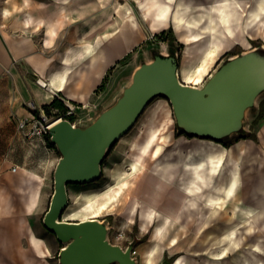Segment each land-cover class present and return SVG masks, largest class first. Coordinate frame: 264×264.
<instances>
[{
    "label": "rangeland",
    "instance_id": "374dc122",
    "mask_svg": "<svg viewBox=\"0 0 264 264\" xmlns=\"http://www.w3.org/2000/svg\"><path fill=\"white\" fill-rule=\"evenodd\" d=\"M121 1V0H116ZM200 5L209 6L208 0H198ZM253 0H249L250 5ZM146 28V21L139 19ZM264 27V26H263ZM259 23H254L248 32L239 34L238 39L232 41L213 64L203 81L196 84L202 87L209 77L229 58L249 52L264 53V32ZM196 43H186L183 38L176 35L172 27L158 31L155 36L131 51L124 59L110 69L106 80L100 86L107 102L101 107L107 108L121 95L123 88L132 80L134 70L142 62L150 61L155 54H174L178 60V72L191 54L185 53L187 48L193 49ZM183 81L181 74H178ZM187 84V82H184ZM166 101L165 107L173 118L170 128L172 141L166 149H171L176 142L182 141V149L192 146L193 155L203 154L202 151H215L223 147L231 151V161H226L221 174L213 177L212 186H202L193 194L183 190L184 184L191 178L189 170L183 166L178 168L171 182L164 181L154 175L149 169L152 160L145 161L143 169L136 171L128 177V186L124 188L116 200L99 216L94 218L103 222L107 227V239L122 247L131 245L136 249L137 264H147L146 258L154 247L152 264H213V256L224 246L229 252L219 261L223 264H243L245 255L250 259L255 257L246 249L251 239L255 238L247 232L249 225L245 223L247 214L245 208H255L264 202V140L257 139V129L260 120L264 119V90L255 97L254 104L248 107L242 119V127L221 140L193 135L182 131L176 124L172 106L164 95L155 96L145 108L134 126L126 133L123 139L107 152L101 163L100 176L91 182L70 184L67 186L68 203L62 214V219L79 221L94 215L87 203L100 200L106 193L108 186L115 187L111 172L116 167L122 171H129L130 155L134 151L131 143L140 138L148 122L152 107L157 99ZM65 104V103H64ZM66 106V105H65ZM71 119L77 125L89 124L99 114L100 109L88 110L75 107ZM63 111L51 109L49 117H60ZM26 115L27 111H26ZM14 121L11 118L4 125L3 142V218L13 217L19 220L20 238L17 243L15 257H5L3 264H60L59 250L64 243L57 240L54 233L49 231L43 217L49 207L54 190V169L60 152L50 140L49 135L44 136V142L33 141L29 143L19 135H14ZM186 139V142H183ZM241 139L242 147H235L236 140ZM238 141V140H237ZM199 149V152L196 150ZM195 150V151H194ZM18 165L16 172L11 168ZM10 170V171H9ZM232 172L237 175L238 181L235 194L225 199L218 208L209 207L207 201L212 196L221 195L218 185H225ZM32 177V178H31ZM39 187V188H38ZM39 189L37 204L32 210L27 209V196L34 189ZM92 195L88 198L87 195ZM172 196L174 204L167 199ZM16 202L17 209H6L8 202ZM91 199V200H90ZM77 211L78 214L73 215ZM151 213L150 216H147ZM170 214L162 231L157 232L156 227L162 221V215ZM264 218L261 217L260 220ZM256 229L260 234L261 244L264 247V228L256 222ZM22 224L30 227L35 234L44 241V248L48 250L47 256H39L29 242V238L22 236ZM241 225L237 229L240 247H231L227 240L221 241L228 229ZM245 236L248 239L245 241ZM175 240V244L171 241ZM242 242L243 245H242ZM17 250V252H16ZM5 254V253H4ZM260 256L264 264V253ZM118 264V263H112Z\"/></svg>",
    "mask_w": 264,
    "mask_h": 264
},
{
    "label": "crops",
    "instance_id": "0c3cea01",
    "mask_svg": "<svg viewBox=\"0 0 264 264\" xmlns=\"http://www.w3.org/2000/svg\"><path fill=\"white\" fill-rule=\"evenodd\" d=\"M155 2L167 0H0V264L17 256L20 238L19 220L3 218L4 125L26 115L27 100L105 109L99 88L110 69L158 31L174 29L172 23L153 28ZM256 135L262 143L264 119ZM5 208L18 207L11 199Z\"/></svg>",
    "mask_w": 264,
    "mask_h": 264
},
{
    "label": "water",
    "instance_id": "95a60500",
    "mask_svg": "<svg viewBox=\"0 0 264 264\" xmlns=\"http://www.w3.org/2000/svg\"><path fill=\"white\" fill-rule=\"evenodd\" d=\"M263 90L264 53L249 51L229 58L202 87L180 81L174 54L158 53L134 70L121 95L89 124L73 126L67 118H52L48 135L61 155L43 223L64 243L60 264H137L130 246L107 239V227L100 220L68 221L62 214L68 203L67 186L100 176L107 152L130 131L155 96L169 100L182 131L221 140L242 127L246 109Z\"/></svg>",
    "mask_w": 264,
    "mask_h": 264
},
{
    "label": "bare ground",
    "instance_id": "6f19581e",
    "mask_svg": "<svg viewBox=\"0 0 264 264\" xmlns=\"http://www.w3.org/2000/svg\"><path fill=\"white\" fill-rule=\"evenodd\" d=\"M209 6L200 5L198 0H167V2H158L154 4V19L153 28L172 23L176 35L186 43L193 42L196 46L193 49L187 48L185 53L191 54V59L183 63L180 68V73L183 82L196 86L203 81L204 77L209 73L213 64L221 54L222 50L229 46L232 41L238 39L239 34L248 32V28L259 23V26H264V0H253L250 5H247L249 0H208ZM128 18L131 19V15ZM264 29V27H263ZM264 32V30H263ZM40 83L44 82L40 79ZM164 99H157L151 109L148 122L145 129L142 131L138 140L133 141L131 146L133 152L130 155L129 171H122L121 167H116L111 172L115 187L108 186L104 196L100 200H95L87 203L88 209L94 212V216L101 215L119 196L124 188L128 186V177L136 171L143 169L147 159L152 160V166L149 167L154 175L164 181L171 182L174 179L175 173L183 166L191 173V178L184 184L183 190L193 194L194 191L202 186H214L213 177L221 174L224 163L231 161V151L223 147L215 151H202L203 154L193 155L192 146L182 149L184 146L182 141L176 142L171 149H166L169 142L172 141L170 128L173 123V118L170 112L165 107ZM53 124V123H52ZM126 136V135H124ZM122 136L120 141L123 139ZM186 139H184L183 142ZM242 143H236L235 147H242ZM199 152V149L196 148ZM195 151V150H194ZM32 178V177H31ZM237 175L232 172L229 181L223 185H218V190L221 195L212 196L208 199L209 207L218 208L222 205L225 199L232 197L235 194L237 185ZM39 188V187H38ZM33 189L27 196V209L32 210L37 204L39 189ZM92 198V195H87ZM91 200V199H90ZM171 204H174L172 196L167 199ZM259 207L245 208L247 214L245 223L249 225L247 232L256 235L251 239L246 249L254 259L247 255L244 256L243 264H262L263 260L260 256L264 253V247L261 244L260 234L257 232L256 222L264 228V202H260ZM78 214L77 211L73 215ZM148 213L147 216H150ZM161 223L156 227V231H162L165 227V222L170 218V214L162 215ZM84 220V219H82ZM243 224L232 227L226 231L221 241L227 240L231 247H240V240L237 236V229ZM29 242L39 256H47L48 250L44 248V241L38 237L35 232L28 227ZM248 239L245 236V241ZM175 244V240L171 241ZM244 242H242L243 245ZM154 247L148 252L146 263L152 264ZM229 252V247L224 246L219 252L213 256V264H223L219 261Z\"/></svg>",
    "mask_w": 264,
    "mask_h": 264
},
{
    "label": "built area",
    "instance_id": "2783aa9c",
    "mask_svg": "<svg viewBox=\"0 0 264 264\" xmlns=\"http://www.w3.org/2000/svg\"><path fill=\"white\" fill-rule=\"evenodd\" d=\"M38 83L43 85L39 80ZM23 105L26 108L28 115L20 116L15 121L16 130L19 136H21L24 140H27L29 143H32L33 141H42L43 143L44 136L48 134V129L52 125L50 123L52 118L49 117L42 106L37 105L33 100H27L23 103ZM66 106V115L74 114L75 107L68 104H66ZM71 123L73 126L77 125L75 120H72ZM18 168V165H14L11 168V171L16 172ZM127 246L131 247V255L135 257L136 249L131 245Z\"/></svg>",
    "mask_w": 264,
    "mask_h": 264
},
{
    "label": "trees",
    "instance_id": "16d2710c",
    "mask_svg": "<svg viewBox=\"0 0 264 264\" xmlns=\"http://www.w3.org/2000/svg\"><path fill=\"white\" fill-rule=\"evenodd\" d=\"M65 105L66 104H64V102L62 100H60L59 98H53V100L50 103L42 105V108L45 110V112L48 115H50L51 109H56L57 111H61V112L63 111L61 116L63 118H67V119L72 121L73 119H71V115H66L67 106H65ZM237 140H239V139H237Z\"/></svg>",
    "mask_w": 264,
    "mask_h": 264
}]
</instances>
